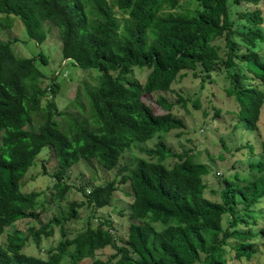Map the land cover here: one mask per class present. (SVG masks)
Returning <instances> with one entry per match:
<instances>
[{
    "label": "trees",
    "instance_id": "1",
    "mask_svg": "<svg viewBox=\"0 0 264 264\" xmlns=\"http://www.w3.org/2000/svg\"><path fill=\"white\" fill-rule=\"evenodd\" d=\"M179 1L0 0V31L10 26L8 17H15L39 45L45 38L44 24L51 23L58 29L62 59L81 69L97 70L91 75L92 84L84 87L87 118L69 116L58 110L54 101L58 92L54 78L41 73L33 57L14 54L11 45L16 39H0V234L38 215L34 208L39 193L22 192L20 186L41 150H50L55 159L56 169L49 175L53 196L60 199L68 187L63 175L71 165L94 159L104 169H112L133 141L183 127L163 96L156 98L165 110L162 114H155L141 99L143 94L168 90L181 70L208 76L219 61L226 69L232 68V73L227 71L233 80L226 92L233 95L238 119L247 132L256 129L263 92L238 80L240 68L235 60L244 61L249 72L264 80V62L251 49L263 40V17L258 6L237 12V18L250 26L237 31L229 7L241 2L256 5L259 0H194L193 10L186 13L176 11ZM234 35L246 52L237 55ZM219 37L228 48L223 60L218 46L212 44ZM37 58L46 62L40 52ZM135 68L144 72L143 81L134 77ZM45 79L48 85L41 86ZM177 101L183 105L185 100L178 96ZM78 107L83 109V105ZM56 116H62L68 125L60 128ZM253 148L247 144L250 152ZM143 153L148 158L138 157L132 165L118 169V180L95 184L87 191L79 188L87 205L100 209L110 203L116 183L128 181L131 200L127 216L131 221L122 244L116 245L106 221L94 228L87 225L67 237L62 222L76 213V204L71 202L68 216L52 217L27 234L38 245L41 235L52 233L51 223L60 224L61 237L46 250L45 257L23 253L27 235L20 238L13 229L6 244L0 245V264H59L64 254L74 264L94 257L95 251L105 246H113L114 253L104 260L96 258L92 264H227L223 247L227 239L234 240L231 250L235 259H249L257 251L251 240L257 234L264 236V221L254 233L246 228V218H252V205L264 197V160L248 164L258 174L239 178L243 183L235 182V174L223 177L219 200H213L204 196L205 164L182 152L165 165L172 153L161 140ZM223 214L230 216L225 227L221 225ZM238 223L245 227H236Z\"/></svg>",
    "mask_w": 264,
    "mask_h": 264
},
{
    "label": "rangeland",
    "instance_id": "2",
    "mask_svg": "<svg viewBox=\"0 0 264 264\" xmlns=\"http://www.w3.org/2000/svg\"><path fill=\"white\" fill-rule=\"evenodd\" d=\"M194 6V0H180L176 11L179 13L190 12ZM254 6L259 7L263 17V23L260 25L263 40L256 41L255 46L251 49L264 62V6L262 1L259 0L256 5L244 2L230 3L229 13L234 22V30L246 31L250 26L244 20L237 18V12L252 9ZM7 20L10 22V26L0 31V39H16V41H12L11 45L14 54L17 57H33L35 67L48 78H54V81L58 83V92L54 98L58 110L66 112L69 116L77 115L80 118H87L88 101L84 95V87L92 84L91 75H96L97 70L94 68L81 69L70 61L62 59L59 50L58 29L51 23L44 24L45 38L41 44L37 45L27 36L19 19L8 17ZM231 38L238 43L237 55L246 52V46L241 44L237 35ZM212 44L218 46L220 58L225 59L228 48L224 39L216 38ZM39 52L46 56L45 63L39 62L37 58ZM235 62L240 68L238 80L245 85L261 90L264 96V80L249 72L245 68L244 61L235 60ZM227 71L232 73L233 69H226L222 61L217 62L215 69L208 76L199 71L184 69L176 75L168 90L143 94L142 101L149 104L155 114L165 112L156 103V98L160 95L163 96L172 105L171 112L182 120L183 127L165 133H155L145 141H133L130 148L122 153L116 166L112 169H104L94 159L80 160L71 165L63 175V181L68 187L60 199L53 196V179L49 175L56 169L55 159L50 150H41L27 168L20 186L22 192L36 191L39 193L34 208L38 215L36 219L27 218L6 228L0 234V245L6 244V236L13 229H16L19 237L23 238L30 230L37 229L40 224L47 222L52 217L62 219L68 216L71 202L76 204L73 206L76 213L73 217L62 222L67 237H72L87 225L94 228L97 223L106 221L110 228L107 224H102V227L108 228L107 230L114 235L116 245L122 244L126 238L127 226L131 221L127 216L131 200L128 181L116 183L110 203L100 209L88 206L79 188L87 191L95 184L118 180L120 178L118 169L122 165H132L138 157L148 158L143 150L152 148L157 140H161L172 153V156L164 160L165 165L169 166L176 160L173 155L186 152L190 154L193 161L207 166V173L203 176V181L205 182L204 196L209 199L219 200L218 191L223 186V177L235 174L238 176V179H235L237 183H243V180L239 178L251 179L255 177L258 174L257 171L250 170L248 164L264 160V97L259 108L256 129L247 132L238 119L237 104L233 95H228L226 92V89L232 84V78L227 76ZM133 72L136 79L143 81L145 76L143 71L135 68ZM48 83V80L45 79L41 86H47ZM178 96L185 100L183 105L177 101ZM193 101L197 102V106L193 105ZM41 105H45L44 99L41 100ZM79 105H83L82 110L78 107ZM35 116L32 118L37 120L38 118ZM55 119L60 128H65L68 125L62 116H56ZM247 144L254 146L251 152L247 149ZM252 212V218H246L248 221L246 228L257 233L264 221V197L252 205ZM229 222V214H223L222 227L228 225ZM51 224L52 233L47 236L41 235L38 245L30 235H27L22 247L23 253L46 256V250L61 237L60 224ZM236 227L244 228L245 226L238 223ZM251 241L255 243L257 251L249 259H235L231 250L234 240L227 239L223 246L226 263L264 264V236L257 234ZM114 251L113 246H105L96 250L94 257L84 258L74 264H92L94 259L104 260L110 257ZM70 261L68 255L64 254L59 264H70Z\"/></svg>",
    "mask_w": 264,
    "mask_h": 264
}]
</instances>
